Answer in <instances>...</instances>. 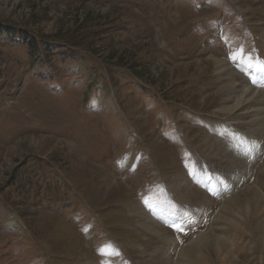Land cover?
Returning <instances> with one entry per match:
<instances>
[{
  "label": "rangeland",
  "instance_id": "374dc122",
  "mask_svg": "<svg viewBox=\"0 0 264 264\" xmlns=\"http://www.w3.org/2000/svg\"><path fill=\"white\" fill-rule=\"evenodd\" d=\"M0 23L77 44L51 74L0 36V264H264L261 209L228 204L264 200V0H0Z\"/></svg>",
  "mask_w": 264,
  "mask_h": 264
},
{
  "label": "bare ground",
  "instance_id": "6f19581e",
  "mask_svg": "<svg viewBox=\"0 0 264 264\" xmlns=\"http://www.w3.org/2000/svg\"><path fill=\"white\" fill-rule=\"evenodd\" d=\"M249 59V58H248ZM251 61V63L253 62V59H251L250 60ZM250 61L249 60H247V64H250ZM262 62H264V60H261V61H259L258 60V64H259V66L261 65V63ZM254 63V62H253ZM220 66H222V63H218ZM249 66V65H248ZM252 67H253V65H252ZM256 93H253V95H255ZM247 95V94H246ZM238 99H242L240 96H239V98ZM263 96H262V98H259L258 99V101L257 102H262L263 101ZM232 107H230V109H231ZM229 109V108H228ZM260 128L262 129V128H264V121L262 122V123H260L259 124V131L260 132H262V133H264V130H260ZM213 129V128H212ZM228 129V128H227ZM232 135V134H231ZM239 136V135H238ZM245 136V135H244ZM236 138V137H235ZM237 138H239V137H237ZM241 139V138H240ZM250 139V138H249ZM233 141V140H232ZM236 141V140H235ZM241 141V140H240ZM243 142H246V140L245 139H243ZM228 143H226V145H227ZM232 147V146H231ZM232 149V148H231ZM233 156V155H232ZM229 159H231V156H230V158ZM233 160V159H232ZM229 161H231V160H229ZM234 161H231V163H233ZM194 163V162H193ZM248 163V162H247ZM245 164V166L243 167V169H245V168H247L246 166L249 164ZM193 165V164H192ZM196 165V164H195ZM233 167V166H232ZM195 169V168H194ZM240 169H242V168H240ZM192 173V172H191ZM247 173V172H246ZM198 176V175H197ZM212 177H214V176H211V174H209V172L206 174V175H204V176H202V177H200V180L201 181H203V182H209V187L210 188H217V187H220V185H216L215 184V182H211V181H213V179H212ZM240 180V179H239ZM220 184V183H219ZM221 188V187H220ZM155 190H156V192H157V188L155 189V187L152 189V190H149L145 195H144V200L146 199V202H150V199H152L153 198V195L151 194V193H153V192H155ZM215 190V189H214ZM216 190H218V189H216ZM160 193V192H159ZM160 196L161 197H165L166 198V194H164V192L162 193V194H160ZM157 199H158V197H157ZM162 199V198H161ZM159 200V199H158ZM163 201L164 200H161L160 202H161V204H158L157 203V201H156V205H154L155 207L154 208H157L158 210L160 209V206L161 207H163V206H167V205H165L164 203H163ZM228 204L230 205V206H233V205H238L239 206V204H244L245 206H243L242 205V207L243 208H239V211H242V212H246V211H249V209L248 208H252V206H255V207H257V208H259V210L263 213L262 214V220L259 222V223H257L258 224V226H260L261 228H264V200L262 199V197H261V195L259 194V192L256 190V189H254V188H248V189H246V190H244L243 191V194H236L235 196H234V198H231V199H229V201H228ZM151 205V204H150ZM247 205H248V207H247ZM152 208V207H151ZM256 208V209H257ZM153 209V208H152ZM255 209V210H256ZM259 211V212H260ZM258 212V210H257V213H259ZM251 214H252V212H251ZM254 214V213H253ZM146 215V220H145V222H144V224H145V227H146V229L148 230V229H153L154 228V222H153V219H151L149 216H147L148 214H145ZM255 223V224H256ZM108 245V243L105 245V248H106V251H107V253L108 252H114V250H113V248L112 247H108L107 246ZM223 246V244H222V240L220 239V238H213L212 236H209V235H207V236H200L198 239H197V241H196V244H194L190 249H188V250H186V252H184V255H183V257L184 258H187V259H190L191 257H193V256H195L194 254H196V256H199V257H201L202 255H204L205 253H209V252H212L213 250H216V249H218V247H222ZM215 247H217V248H215ZM202 251H203V254H202ZM197 252H199V253H197ZM206 255V254H205ZM109 260H113L112 258L110 259L109 257H106V259H104V260H102V263L101 264H106V262L107 261H109ZM116 261V260H115ZM153 261H154V264H161V262H160V259L159 258H156L155 260L153 259ZM150 262V261H149ZM116 263H118V264H123L121 261H116ZM110 264H113V263H110ZM162 264H163V262H162ZM166 264V263H165Z\"/></svg>",
  "mask_w": 264,
  "mask_h": 264
},
{
  "label": "trees",
  "instance_id": "16d2710c",
  "mask_svg": "<svg viewBox=\"0 0 264 264\" xmlns=\"http://www.w3.org/2000/svg\"><path fill=\"white\" fill-rule=\"evenodd\" d=\"M61 35L62 34L57 35V36L55 35L52 37H48L46 35H43L39 32H36L32 29H28V28L23 27V26L13 27V26L4 25V24L0 23V36H4L5 41L9 42L12 45L26 46L28 49V53L33 58L32 60L34 61V63L35 64L39 63L38 68L36 69V71H38V72H39V70H43L45 67H47L49 69V72L51 74H53L54 70H55L53 68L55 66V59L54 58L56 56V52H62V50H64V49H61L59 51V49H57V48H64L66 45L67 46L68 45L69 46L77 45L70 38H68L64 35H62V36ZM16 183H17V179L14 176L11 179L10 184H7V186L12 187ZM20 188H21L20 186H17L15 192H19ZM23 194L24 193H22V192L18 193V198L21 199V201L26 200L25 194L24 195ZM21 196H23V197H21ZM0 204L4 205L6 208H11L13 206L10 203V201H8V200H4L3 203H0ZM21 215L26 216V214H24L22 212H21L20 216Z\"/></svg>",
  "mask_w": 264,
  "mask_h": 264
},
{
  "label": "snow or ice",
  "instance_id": "6c2138e0",
  "mask_svg": "<svg viewBox=\"0 0 264 264\" xmlns=\"http://www.w3.org/2000/svg\"><path fill=\"white\" fill-rule=\"evenodd\" d=\"M259 70H260V72H261L262 74H264V62L261 63V65H260V69H259ZM246 74H247V73H246ZM252 82H253V83H256V80L253 79Z\"/></svg>",
  "mask_w": 264,
  "mask_h": 264
}]
</instances>
